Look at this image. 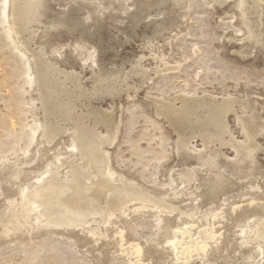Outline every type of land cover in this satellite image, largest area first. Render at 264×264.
<instances>
[{"label": "rangeland", "instance_id": "obj_1", "mask_svg": "<svg viewBox=\"0 0 264 264\" xmlns=\"http://www.w3.org/2000/svg\"><path fill=\"white\" fill-rule=\"evenodd\" d=\"M43 1L45 18L36 27L39 33L33 44L44 43L49 60L61 69L75 70L89 79L100 73V64L115 76L120 71L129 72L132 63L142 59L141 65L149 70V80L141 88L115 100L81 99L77 112L115 107L119 123L116 142L106 148L110 171L117 179L132 181L148 195L172 199L176 211L181 208L184 214L173 211L167 217L159 208L147 211L144 205L134 203L107 226L91 220L93 223L89 221L82 227L56 229L45 224L53 215L45 212L44 206L47 216L42 217L37 210L40 217L32 215L34 227L27 224L20 232H12L11 227L1 225L9 224L13 209L18 217L25 213L17 198L22 190L19 186L11 197L0 199V264H264V242L260 253L250 260L256 249L253 232L264 224V50L248 49L249 53L239 54L244 37L236 8L238 0L217 5L209 0ZM262 6L264 28V3ZM8 9L9 1L0 0V173L11 168L16 171L14 180L21 171L28 175L29 196L49 180L56 165L75 157L76 152L65 148L64 134L58 137L57 145L56 141L47 145L37 133L44 115L32 87L29 56L3 24L9 19ZM166 64L175 70L169 68L167 72L163 69ZM139 81L135 78L131 84L139 85ZM86 85L85 89L90 81ZM183 93H207L215 98L231 95L239 100L237 106L241 104L242 111L243 104L249 101L259 117L255 123L260 121L263 127L262 136L257 137L261 149L256 156L260 174L256 188H247L250 184L244 178H235L236 167L231 165L235 155L229 147L222 148L219 160L232 177L231 185L224 190L228 197H209L206 190L210 179L205 177L204 169L198 183L187 187L182 182L180 175L186 168L193 170L199 152L194 158L187 155L190 159H180L175 151V131L155 115L154 103L155 97L172 99ZM236 121V116L228 117L233 136L241 141ZM199 140L192 142L191 149H202ZM41 161L44 168L34 169ZM65 173L61 170L62 175ZM10 202L11 206L14 203L12 209ZM32 205L31 209L37 206ZM169 217L170 221L166 220ZM206 231L210 236L207 243L202 238ZM195 246H205L206 251L197 255ZM187 247L192 256L187 254Z\"/></svg>", "mask_w": 264, "mask_h": 264}, {"label": "bare ground", "instance_id": "obj_2", "mask_svg": "<svg viewBox=\"0 0 264 264\" xmlns=\"http://www.w3.org/2000/svg\"><path fill=\"white\" fill-rule=\"evenodd\" d=\"M7 1H9V19L7 20L4 17L7 21L3 24H5V29L11 35V38L29 56L28 69L32 77V87L37 93V97L39 96L38 100L42 114L44 115L45 121L44 123L42 121L41 128L37 133H39V136L41 135V138L47 145H51L55 141L57 145L59 143L57 142L58 137H64L65 135L63 140L65 148L76 153L75 157L62 160L60 166L56 165L49 180L44 181V183L37 187L38 189H33L35 191L31 194L29 191V196L26 194L28 175L21 171L19 177L14 180L12 176H16V171L14 172L11 168L7 169L4 173H0V181L2 182L0 184V199L5 201L3 197L7 196L8 198L17 187L22 186L21 194L17 198H20V200L18 199L20 202L19 206L25 212L21 217H18L15 215L17 210L13 209L12 216L9 217V224H5V226L3 224L1 226L5 228L11 227L12 232L16 230L20 232V229L23 226L27 227V224L34 227L35 224L33 223L35 221L33 217L35 216L34 214H36V217H40L37 216L39 210L42 217L47 216L45 212L49 211V213H52V219L50 218L45 224L56 229H67L71 226L77 228L82 227L83 224L89 223L91 220L95 224L99 223L107 226L112 218L123 215L127 212V208L134 203L144 205L143 210H149L151 207H154L155 210L159 208L160 211L167 214V217L173 211H175V214L178 212L181 215L184 214L180 210L181 208H178L176 211L175 206L172 204V199H160L156 196L148 195L132 181L124 177L117 179L116 175L110 171L108 167L109 155L106 148L116 142L119 123L115 117V107L107 111L101 109L88 111V109L87 113H85L86 111L82 114L77 112V103L79 101L81 102V99L105 97L115 100L117 97H121L123 93L130 92L131 90L136 92L141 88V84L149 80V70L141 65L142 59H136L132 63V69L129 72L120 71L115 76L107 73L100 64H98L100 66V73L93 74L89 79L83 73H78L75 70L67 71L61 69L49 60L44 43L36 46L33 44L37 33H39L36 27L44 22L42 21L43 17L45 18L44 1ZM176 1L179 2V0ZM209 1L216 5L225 4L226 2V0ZM263 3L264 0H238L236 2L244 37V48L242 51H239L241 55L249 53L252 49L263 48L264 50ZM164 67L163 69L167 70V72H169V68H174L171 65L167 66V64ZM161 69H157V72H160ZM135 78H139L140 83L139 85L133 86L131 80ZM87 81H90V85L85 89ZM238 101L236 97L231 95L221 96L219 98L216 96L215 98L214 95L211 96L207 93L202 95L183 93L174 96L172 99L155 97V115L163 119L166 123L168 122L167 125L170 124L172 126L171 128L175 131L177 138L175 141V151L180 156V159H184L185 161L191 157L194 158L196 156L195 154L199 152L195 158L193 168H191L193 170L189 171L186 168L180 175L182 182L187 184V187H190L192 184L199 182V176L202 175L201 172L206 170L207 175L205 177L208 180L210 179L209 181L207 180L209 182V189L206 190L209 193V197L224 194V190L228 187L227 185L232 181V177L227 175V169L223 170L221 164H219L220 158L222 159L223 157L221 150L222 148L225 149L224 147H229L233 150V155L235 156L231 165L236 167V177L235 175L234 177L238 180L244 178L243 180H246L248 182L247 184H250L247 188H253L258 180L257 177L260 176L257 173L258 162L256 156L261 146L257 141V137L261 135L260 133L263 134L261 132L263 131V127L261 129L262 125L260 124L259 126L260 121L255 123L257 122L255 120H258L259 117L255 109L251 108V105L248 103L249 101L245 100L247 102L242 106L243 111L241 110L242 108H239L241 104L237 106ZM236 107L242 113L238 112L240 110H237L238 108ZM230 115L236 116L238 131L243 136V140L241 141L236 140V137L233 136L230 129L228 123V117ZM100 128L104 129V132H99ZM199 139L202 141V149H191L192 142ZM187 155H190V158ZM190 166L192 167V165ZM42 168H44V162L42 161L34 166L36 170H41ZM61 170H65L66 173L62 175ZM254 190L256 192V189ZM224 195L228 197L226 194ZM7 198L6 200L8 201ZM32 204H37L34 207L35 209H31ZM8 205L12 209L14 203L12 206L11 202ZM44 206L47 208L45 212L43 211V208L44 210L46 209ZM40 207H42V210ZM164 213H161V215L163 214L166 217ZM32 215L34 216L32 217ZM170 219L171 217L166 218L169 221ZM262 223L264 222L262 221ZM162 228L163 221L161 222ZM210 230L209 232H211ZM254 231L253 244L256 246V249L253 250L250 260H253L255 254L261 251V246L264 242V224L260 225ZM15 233L13 234L15 235ZM181 235L183 236L184 234ZM184 237L187 238V236ZM202 238L206 240V243L210 239L207 231ZM187 248V254L192 256L189 247ZM194 248L196 253L206 251L205 246H195ZM183 258L180 260H184Z\"/></svg>", "mask_w": 264, "mask_h": 264}]
</instances>
